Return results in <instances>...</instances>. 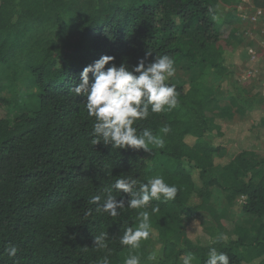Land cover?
I'll return each instance as SVG.
<instances>
[{
  "label": "trees",
  "instance_id": "obj_1",
  "mask_svg": "<svg viewBox=\"0 0 264 264\" xmlns=\"http://www.w3.org/2000/svg\"><path fill=\"white\" fill-rule=\"evenodd\" d=\"M255 1L264 8V0ZM242 2L0 0V264H99L104 256L124 264L129 248L120 237L138 226L145 210L152 233L132 250L140 264H182L187 252L195 254L193 264H205L211 247L227 253L231 264H264V159L234 140L229 145L207 137L218 105L212 79L228 84L225 111L264 113V94L233 80L234 61L246 43ZM221 3L228 11L219 17ZM163 55L174 60L176 73H191L189 83L169 78L177 107L150 111L134 127L138 134L148 128L163 136L165 148L92 145L94 117L85 98L70 92L83 69L101 56L131 69ZM26 82L36 93L25 95ZM166 124L171 131L163 135ZM127 176L139 183L163 177L177 187V196L133 210L127 208L130 196L113 190L125 208L117 217L97 212L91 198L100 196L103 203L105 189ZM215 188L231 203L243 197L240 212L250 222H236L231 232L214 225L208 245L183 239L184 224L208 218L205 203ZM101 232L108 233V248L98 250L94 236ZM8 245L18 249L16 257L7 256ZM152 254L156 260L149 261Z\"/></svg>",
  "mask_w": 264,
  "mask_h": 264
},
{
  "label": "clouds",
  "instance_id": "obj_2",
  "mask_svg": "<svg viewBox=\"0 0 264 264\" xmlns=\"http://www.w3.org/2000/svg\"><path fill=\"white\" fill-rule=\"evenodd\" d=\"M151 55V52L147 53ZM112 56H101L97 61L86 66L81 72L80 83L72 87L70 92L77 97L85 98V107L89 117H94L91 144L98 145L103 142L111 144L114 149L152 151V147L165 148L163 136L156 135L151 129L145 128L138 134L134 124L138 120H146L151 113H161L167 108L169 111L178 105V93L174 85L166 81L174 77L176 68L174 60L168 55L155 56L150 63L141 60L137 66L129 69L122 63L116 66ZM111 65L106 68V66ZM89 74H92L90 80ZM171 131L169 125H164L160 132L167 135ZM138 179L127 176L116 179L115 183L105 189L106 198L101 203L100 196H93L90 203L97 205L96 211L117 217L119 210L125 208L123 200H117L113 190L119 194L130 196L127 208L146 209L152 200L164 202L174 200L178 189L175 185L165 183L163 177L150 178L147 183H139ZM159 206L152 208V213L159 212ZM140 222L137 227H127L120 237L121 246H128L129 255L124 264H140L141 256L132 254L138 250L141 242L149 239L152 229L150 214L141 211L138 214ZM108 233L101 232L94 236V247L98 250L108 248ZM220 240L226 237L221 235ZM9 258L17 255L18 249L8 245L5 249ZM149 261L156 260V255L147 257ZM197 258L194 253L187 252L181 257L182 264H193ZM99 264H110L108 256H104ZM205 264H231L225 252H218L215 247L209 248Z\"/></svg>",
  "mask_w": 264,
  "mask_h": 264
},
{
  "label": "rangeland",
  "instance_id": "obj_3",
  "mask_svg": "<svg viewBox=\"0 0 264 264\" xmlns=\"http://www.w3.org/2000/svg\"><path fill=\"white\" fill-rule=\"evenodd\" d=\"M260 0L259 3H261ZM263 3V2H262ZM255 0H244L239 6L238 11L244 20V39L246 43L239 49L240 55L234 61L235 71L233 80L242 87L249 90L252 94H264V20L254 22L250 19L256 11ZM259 8V7H258ZM228 7L219 4L218 14L222 17L227 13ZM253 42L254 46L247 45ZM191 73L179 70L175 77L181 82L189 83ZM215 88L218 105L214 110L216 116H212V126L208 132V139L220 140L224 144L231 145L229 140L239 142L243 150L257 153L264 159V113L261 115L240 116L236 113V108L228 107L229 99L227 98L228 84L225 81L212 79ZM25 95L36 93V89L29 83L24 84ZM7 91L3 92L7 96ZM230 151V148H227ZM226 150V152H228ZM244 198L237 199L231 203L226 193L219 189H212L211 197L207 201L206 208L209 216L206 220L196 223L184 224L183 239H188L196 245H208L212 243L213 226L223 229L225 232H231L236 222L249 223L248 216L241 215L240 208L244 203ZM212 215L215 220L210 216ZM181 238V235H180Z\"/></svg>",
  "mask_w": 264,
  "mask_h": 264
},
{
  "label": "built area",
  "instance_id": "obj_4",
  "mask_svg": "<svg viewBox=\"0 0 264 264\" xmlns=\"http://www.w3.org/2000/svg\"><path fill=\"white\" fill-rule=\"evenodd\" d=\"M244 2V0H243ZM250 19L254 22H259L258 20H264V8L259 7L256 8V11H254V15L252 17H250ZM263 34H264V29H263Z\"/></svg>",
  "mask_w": 264,
  "mask_h": 264
}]
</instances>
